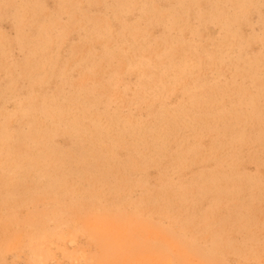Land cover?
Instances as JSON below:
<instances>
[{
    "label": "rangeland",
    "instance_id": "obj_1",
    "mask_svg": "<svg viewBox=\"0 0 264 264\" xmlns=\"http://www.w3.org/2000/svg\"><path fill=\"white\" fill-rule=\"evenodd\" d=\"M0 264H264V0H0Z\"/></svg>",
    "mask_w": 264,
    "mask_h": 264
}]
</instances>
